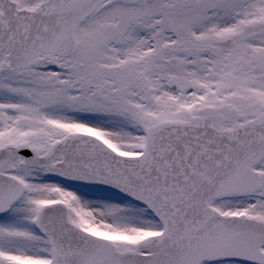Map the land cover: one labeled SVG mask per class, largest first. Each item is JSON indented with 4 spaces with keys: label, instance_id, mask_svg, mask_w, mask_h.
<instances>
[{
    "label": "snow or ice",
    "instance_id": "1",
    "mask_svg": "<svg viewBox=\"0 0 264 264\" xmlns=\"http://www.w3.org/2000/svg\"><path fill=\"white\" fill-rule=\"evenodd\" d=\"M0 264H264V0H0Z\"/></svg>",
    "mask_w": 264,
    "mask_h": 264
}]
</instances>
